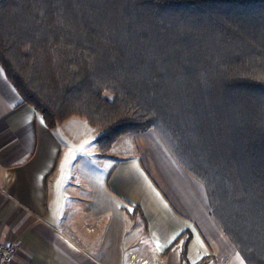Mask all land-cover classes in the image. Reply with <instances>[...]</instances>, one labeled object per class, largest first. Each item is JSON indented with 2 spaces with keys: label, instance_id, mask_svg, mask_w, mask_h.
Instances as JSON below:
<instances>
[{
  "label": "trees",
  "instance_id": "obj_1",
  "mask_svg": "<svg viewBox=\"0 0 264 264\" xmlns=\"http://www.w3.org/2000/svg\"><path fill=\"white\" fill-rule=\"evenodd\" d=\"M0 64L48 127L98 128L101 155L157 132L264 264V0H0Z\"/></svg>",
  "mask_w": 264,
  "mask_h": 264
},
{
  "label": "crops",
  "instance_id": "obj_2",
  "mask_svg": "<svg viewBox=\"0 0 264 264\" xmlns=\"http://www.w3.org/2000/svg\"><path fill=\"white\" fill-rule=\"evenodd\" d=\"M98 133L79 116L48 127L0 64V244L14 247L12 264H122L125 244L149 262L247 264L211 213L204 184L157 132L118 138L106 155L116 151L111 155L122 159L100 156L92 144ZM76 156L82 157L73 164ZM76 168L89 180L77 225L64 214L68 205L62 209L75 199L62 186ZM134 211L146 219L143 232H126ZM92 219L103 222L100 238Z\"/></svg>",
  "mask_w": 264,
  "mask_h": 264
},
{
  "label": "rangeland",
  "instance_id": "obj_3",
  "mask_svg": "<svg viewBox=\"0 0 264 264\" xmlns=\"http://www.w3.org/2000/svg\"><path fill=\"white\" fill-rule=\"evenodd\" d=\"M95 129L100 133L98 128H95ZM99 133H98V135H99ZM96 142H97V139L95 140L93 138L92 144L94 145V147L97 146V148H99V145ZM117 148L119 149L120 145ZM99 150H100V148H99ZM112 150H114V149H112ZM109 152H110V150L107 153H109ZM112 153H114V155H115L116 151H113ZM111 154H108V155H106V154L101 155L100 154V156L101 157L107 156V157H111L112 159H122V157L114 156ZM79 157L80 156H76L73 159V161H74L73 164H75L79 160L78 159ZM80 161L82 162L81 159H80ZM76 169L77 170L74 173L71 172V170L66 173V176L64 178L65 181H64L63 186H62V188L65 189V192L67 193L68 197L75 195L74 196L75 199H69L67 204H63V208H62L64 210V207L66 205H68L65 208L64 214L67 216L69 215L68 216L69 219H72L74 221L75 225H77L79 223H83V217H84L85 212L87 211V204L84 202V197H85L84 193L89 190L88 178L86 176H84L81 168H76ZM8 175L9 174L7 172L3 173L2 178L7 179ZM69 180H73V182L72 181L69 182ZM128 215H129V213H128ZM96 221L97 220L92 219V222L95 224V228H96V230H95L96 232L93 234H94V236H95V234H97V237L100 238L103 235L102 233H103L105 227L103 225L102 220H100L102 222V224H100L99 222H96ZM146 224H147L146 219L143 217V214L141 212H139L137 215L134 214V217L129 218V219L128 218L125 219V226L124 227L126 229V232L130 231L132 229H136V228L139 229L140 232H143L144 229L146 228ZM129 245L130 244H125V246H124L122 264H127V263L128 264H145L146 262H149V261L145 260L144 258L140 257L139 252H133V251L128 252ZM131 245L134 249L140 248L141 242H140L139 236L137 238L134 237V240H133ZM144 245H146V244H144ZM141 254L145 255V253H141ZM148 264H164V263H163V260L160 259V260H156V261L153 260V262H150Z\"/></svg>",
  "mask_w": 264,
  "mask_h": 264
},
{
  "label": "built area",
  "instance_id": "obj_4",
  "mask_svg": "<svg viewBox=\"0 0 264 264\" xmlns=\"http://www.w3.org/2000/svg\"><path fill=\"white\" fill-rule=\"evenodd\" d=\"M14 256V247L0 244V264H12Z\"/></svg>",
  "mask_w": 264,
  "mask_h": 264
},
{
  "label": "bare ground",
  "instance_id": "obj_5",
  "mask_svg": "<svg viewBox=\"0 0 264 264\" xmlns=\"http://www.w3.org/2000/svg\"><path fill=\"white\" fill-rule=\"evenodd\" d=\"M148 263H150V262H146L145 264H148Z\"/></svg>",
  "mask_w": 264,
  "mask_h": 264
}]
</instances>
